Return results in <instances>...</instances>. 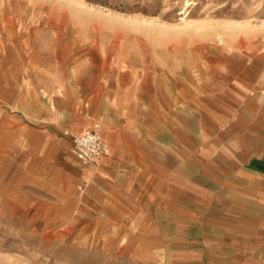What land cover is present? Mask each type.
<instances>
[{
    "label": "rangeland",
    "instance_id": "obj_1",
    "mask_svg": "<svg viewBox=\"0 0 264 264\" xmlns=\"http://www.w3.org/2000/svg\"><path fill=\"white\" fill-rule=\"evenodd\" d=\"M263 40L264 0H0V264H264V212L236 230L226 186L177 199L174 220L162 184L154 207L135 191L110 206L59 143L128 112L165 135L169 119L177 152L252 122ZM185 152L194 178L200 150Z\"/></svg>",
    "mask_w": 264,
    "mask_h": 264
},
{
    "label": "crops",
    "instance_id": "obj_2",
    "mask_svg": "<svg viewBox=\"0 0 264 264\" xmlns=\"http://www.w3.org/2000/svg\"><path fill=\"white\" fill-rule=\"evenodd\" d=\"M260 64L258 71L248 78L247 90L244 92L245 109L253 121L242 120L238 114L232 120H226V128L222 129L220 135L215 134L211 137L208 136V130L202 129L203 133L200 131L199 138L195 137L189 142L190 146H187L200 150L198 156L201 160L200 166L204 165V168H199L194 178L189 171L186 173V168L190 164L189 155L185 152L187 147L184 146L183 151L176 150L177 141L175 131L170 129L172 127L170 120L167 121L165 135L161 134L158 128H147L143 119L136 121L129 112L125 120L122 116L120 120H104L103 128H100L101 136L107 142L111 155L88 166H84L80 161L76 162L84 168L83 170L76 168L77 176L84 177L83 182L89 187V191L92 188H99V182L104 183L105 201L110 206H121L122 199L127 200L135 191L138 195L147 194L151 206L154 207L164 194L168 206L173 204V208H168L173 220L176 219L174 214L185 215L184 207L183 214L182 208L176 207L177 199L183 202V206L189 208L193 198L200 204H207L208 198L221 195L215 192L219 187L222 191L226 186L225 189L231 191L237 201L235 207L239 219L233 227L236 230L260 227L258 225L260 221L250 219L257 214L256 208H259L257 211L259 214L263 215L264 212V92L260 95L264 90V62ZM254 82L257 86L249 98L247 91L250 83ZM110 111L108 115L115 116L112 108ZM159 116L164 115L158 110L156 117ZM76 133L72 138L83 132L77 128ZM72 141L70 138L63 143ZM88 169H93L91 172L101 178L95 175L89 179L86 172ZM245 177H250L253 182L246 183ZM200 178L209 185L199 183ZM123 181L125 183H122ZM76 184V188L79 189V184ZM160 184L164 187L163 194ZM245 212L248 215L243 214ZM250 212L253 214L250 215ZM223 227L221 222L219 226L212 228L220 229L221 233ZM238 233L236 231V235ZM208 238L213 239V236Z\"/></svg>",
    "mask_w": 264,
    "mask_h": 264
},
{
    "label": "built area",
    "instance_id": "obj_3",
    "mask_svg": "<svg viewBox=\"0 0 264 264\" xmlns=\"http://www.w3.org/2000/svg\"><path fill=\"white\" fill-rule=\"evenodd\" d=\"M66 135H70V133L67 131ZM73 149L79 161L85 166L95 164L111 155L107 142L101 136L98 124L73 137Z\"/></svg>",
    "mask_w": 264,
    "mask_h": 264
},
{
    "label": "bare ground",
    "instance_id": "obj_4",
    "mask_svg": "<svg viewBox=\"0 0 264 264\" xmlns=\"http://www.w3.org/2000/svg\"><path fill=\"white\" fill-rule=\"evenodd\" d=\"M182 66V65H181ZM182 69V68H181ZM184 69V68H183ZM178 71H180V70H178ZM184 71V70H183ZM182 71V73H184ZM186 75V74H185ZM169 76V75H168ZM171 77V76H170ZM189 78V77H188ZM191 79V78H190ZM189 79V80H190ZM173 82V81H172ZM169 86V85H168ZM175 86H177V85H175ZM187 87H189V86H187ZM170 89V88H169ZM174 89H175V87H174ZM188 89V88H187ZM175 91H177V90H175ZM185 91V90H184ZM181 92H182V90H181ZM193 93V92H192ZM181 94V93H180ZM55 95V94H54ZM183 95V94H182ZM57 96V95H56ZM102 135V134H101ZM60 140V139H59ZM60 144H64L65 146L67 145V143H63V142H61L60 141ZM64 148V147H63ZM72 153H73V155H74V157H77L76 155H75V153H74V151H73V141H72ZM78 159V158H77ZM79 160V159H78ZM81 162V161H80ZM85 166V165H84ZM88 166V165H87ZM89 172H91V171H89ZM94 172H95V170H94ZM102 172V171H101ZM67 173V172H66ZM96 174H94V175H89L88 177H89V179L91 178V177H93V176H95ZM97 177H100V176H98V175H96ZM101 178V177H100Z\"/></svg>",
    "mask_w": 264,
    "mask_h": 264
}]
</instances>
